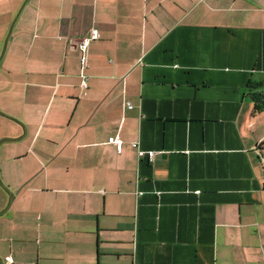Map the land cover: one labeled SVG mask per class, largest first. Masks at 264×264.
Segmentation results:
<instances>
[{
	"label": "crops",
	"instance_id": "1",
	"mask_svg": "<svg viewBox=\"0 0 264 264\" xmlns=\"http://www.w3.org/2000/svg\"><path fill=\"white\" fill-rule=\"evenodd\" d=\"M249 79L264 0H0V264H264Z\"/></svg>",
	"mask_w": 264,
	"mask_h": 264
},
{
	"label": "built area",
	"instance_id": "2",
	"mask_svg": "<svg viewBox=\"0 0 264 264\" xmlns=\"http://www.w3.org/2000/svg\"><path fill=\"white\" fill-rule=\"evenodd\" d=\"M95 39H96V36L95 35H92L89 38H86V39L84 38L82 41H80L78 43V47H79V50H80L81 55H82L81 58H80V63H81V65L84 68H86V53H87V50H88V45H89L90 42H92ZM87 86L88 85L86 83V80L85 79H82L81 89L85 90V89H87ZM130 108H132L131 107V104L128 103L127 104V109H130ZM107 143L108 144H113L118 152L121 151V143H120V141H119L118 138L111 137V138H109V140H107ZM132 147L135 148L136 145L135 144H132ZM138 154H139L140 158H143V157L146 156L149 161H151L152 160V157H154V154L153 153L146 154V152H143V151H139ZM5 263L6 264H11L12 263L11 258L10 257L5 258Z\"/></svg>",
	"mask_w": 264,
	"mask_h": 264
},
{
	"label": "trees",
	"instance_id": "3",
	"mask_svg": "<svg viewBox=\"0 0 264 264\" xmlns=\"http://www.w3.org/2000/svg\"><path fill=\"white\" fill-rule=\"evenodd\" d=\"M246 88V97L253 104L254 113L264 112V80L249 79Z\"/></svg>",
	"mask_w": 264,
	"mask_h": 264
}]
</instances>
